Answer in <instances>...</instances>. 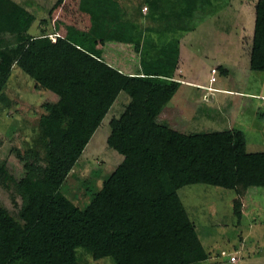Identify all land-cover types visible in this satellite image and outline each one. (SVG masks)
<instances>
[{
	"label": "trees",
	"instance_id": "trees-1",
	"mask_svg": "<svg viewBox=\"0 0 264 264\" xmlns=\"http://www.w3.org/2000/svg\"><path fill=\"white\" fill-rule=\"evenodd\" d=\"M205 2L214 4L182 0L175 13L180 33L194 28ZM79 7L91 18L89 33L81 34L87 40L74 39L72 25L55 38L34 35L36 15L17 0H0V97L14 66L59 96L40 119L45 159L21 157L25 173L14 180L23 198L18 215L0 203V264H80L79 247L116 264H201L210 254L179 189L194 183L232 188L239 209L250 187L264 186V151H248L242 129L184 132L160 121L181 83L171 78L176 61L162 56L164 64L147 67L154 74L122 71L103 57L98 42L136 41L138 48L132 34L139 24L124 17L119 0H80ZM250 67L264 71V0L256 4ZM122 91L130 98L125 116L140 120L141 132L82 208L61 187ZM120 119L111 120L113 127Z\"/></svg>",
	"mask_w": 264,
	"mask_h": 264
},
{
	"label": "rangeland",
	"instance_id": "rangeland-1",
	"mask_svg": "<svg viewBox=\"0 0 264 264\" xmlns=\"http://www.w3.org/2000/svg\"><path fill=\"white\" fill-rule=\"evenodd\" d=\"M17 1L36 15V20L30 28L31 33L47 32L55 38L59 34H67L68 26L72 25L71 33L75 34L74 39H88V35L81 34L88 32L85 30L91 27V18L80 9V0ZM157 1V6H152L149 0H120L129 18L137 19L138 13H142L143 18L138 19L141 21V27L147 25L164 29L170 25L176 30L181 21L175 13L182 0ZM205 3L195 12L192 31L184 37H181L183 33L180 31H174L167 38L162 37L160 46L152 47L149 49L152 53L148 54L159 55L163 48L171 51L182 38L188 59L186 78L208 82L211 69L216 66L219 72L216 86H231L246 92L264 93V80L261 79L264 71L250 67L257 0H214L213 5ZM108 43L98 42L97 45L103 48L105 58L108 54H113L119 58L116 62L121 65H130V61L135 63L140 60L141 56L135 48L136 43L109 48ZM219 63L224 66H217ZM187 88L196 89L184 84L177 94V99ZM217 93L221 96L220 100H224L222 112L225 121L193 119L188 117L185 113L187 110L182 108L173 110L170 117L183 121L180 127L187 132L242 129L249 142L252 138L259 141L256 145H249V151H264L263 133L260 128L264 122L255 119L257 112L260 116L264 113V100L239 93ZM128 97L129 94L125 91L119 94L61 187V190L82 208L89 204L103 181L122 161L141 132V121L132 118L130 114L125 116ZM58 99V94L43 88L19 66H14L4 89V96L0 97V203L14 215H18L23 203L14 183L15 179H20L25 173L21 157L31 155L45 159L40 119L47 112V104ZM207 104L212 105L211 102ZM167 111L170 112V109ZM120 117L119 126L113 127L111 120ZM162 121L166 122L163 119ZM179 194L197 225L206 250L209 251L210 257L203 264H214V261L219 264H264V186L250 187L241 198L242 206L239 209H236L235 205L238 194L232 188L194 183L183 186L179 189ZM78 252L80 264H116L111 256L94 258L83 247H79ZM234 254L238 257L235 263L230 260Z\"/></svg>",
	"mask_w": 264,
	"mask_h": 264
},
{
	"label": "crops",
	"instance_id": "crops-1",
	"mask_svg": "<svg viewBox=\"0 0 264 264\" xmlns=\"http://www.w3.org/2000/svg\"><path fill=\"white\" fill-rule=\"evenodd\" d=\"M124 10H125L124 17L126 19H129V20L134 21V22L139 24L138 31L136 33L132 34V36H135L136 38H138V42H140L138 48H136V47L135 48L139 52L141 57H140V60L138 62L133 63L132 61H130V65H124V64L121 65L120 63L116 62V60L118 58L116 55H115L116 57H114L113 54L112 55L108 54L107 58H106L108 62H110L111 64L117 66L122 71L129 73V74H135V73L140 72L141 74H144V75L147 74L148 75L151 73H153V74L157 73V71L152 72L151 70L147 69L148 66H155V65H158L159 63L164 64V59H162V56H166L165 58L170 60V64L172 63L171 61H173V60L176 61V65L174 67V71L172 74L173 76L171 78H175V79L179 80L181 83H180V86H179L177 92L174 94V96L171 98V100L165 105L162 112L160 113V115H159L160 121H162V119H163L164 121H166L164 123H167L170 126L172 125L173 128L180 130V131L187 132V130L180 127V125L182 124L183 121H176L170 117V113L173 110L176 111V110H179L181 108L183 110H187V112L185 111V113L188 115V117L190 116L193 119L194 118H203V119L205 118L206 120H208V122L225 121V116L223 115V112H222V108L224 106V100H220L221 96L217 95L218 94L217 92H227V93H231V94H237V93L245 94L247 96L257 97V98H261L264 100V93L263 92H254V91L246 92L243 90H239L236 87H231V86L228 87L227 86L228 88L227 87L225 88L222 85L216 86L215 83L219 80V78L217 77L216 81L211 82V77L213 75L212 69H211V73H210V77L208 79V82H202L199 79L186 78L185 73L187 70L188 59H187V56L185 55V50H184L185 45L183 43L182 38L179 39L180 43H178V46H177L178 50L171 51L170 53H166L165 55L162 54L163 51L161 54L156 55V56H152L153 54L149 55L148 53H152V51H150L149 49H152V47L157 48L158 46H160L161 43H159V42H162V37L167 38L168 35L173 34L174 31L177 32L178 30L172 29V27H170V28L166 27L164 29L163 28L162 29H155V28L149 27L147 25H145L144 27L143 26L141 27V25H140L141 21L138 19L143 18L142 13H138L137 19H131V18H129V16H127V10L125 8H124ZM190 31H192V30H190ZM188 32L189 31L184 32L181 35V37L182 36L184 37L186 34H188ZM34 35H37V34H34ZM59 35H62V34H59ZM141 38H143V39H141ZM108 42H109L108 48H109V46L119 47L120 44H132V43L115 41V40H111ZM135 42L136 41H134V43ZM136 44H138V43H136ZM161 47H163V46H161ZM103 52H104V50H103ZM103 57H104V55H103ZM118 60H119V58H118ZM124 61L127 62V60H124ZM220 65H223V64L219 63L217 66H220ZM213 67H216V66H213ZM217 73H219V72H217ZM229 73H230V71L227 73V75H229ZM261 79L264 80V75H263V77H261ZM184 84L191 86V87H194L196 89L189 90L187 88L186 92L182 93V95L177 99V94H178V92H180L179 90H182L181 88ZM201 89L203 91H201ZM128 100H130L129 97H128ZM207 102H211L212 105L207 104ZM169 105H170V108H168ZM168 109H170V112L167 111ZM255 116H256V118H255L256 120H259V122H261V123L264 122L261 119V118L264 119V113H261V116H260L259 113L257 112V114H255ZM253 119H254V117H253ZM256 120H255V122H256ZM233 123H237V122H233ZM260 128H261V132L263 133L262 138L264 139V124L263 123H262V125H260ZM217 130H220V129H217ZM222 130H224V129H222ZM206 131H213V130H206ZM245 136H246V134H245ZM246 142H247V150L249 151V145H256V144H258L259 141L255 138L254 139L252 138L251 141L249 142V140L246 136ZM250 152H254V151H250ZM186 208H187V206H186ZM187 210H188V208H187ZM188 212H189V210H188ZM189 215H190V213H189ZM197 231H198V228H197ZM230 260H231V257H230ZM231 261L234 263L237 262L238 257H237L236 261H233V260H231ZM204 262H205V260L202 261L201 264H203ZM213 263L219 264L215 261ZM194 264H198V263H194Z\"/></svg>",
	"mask_w": 264,
	"mask_h": 264
},
{
	"label": "built area",
	"instance_id": "built-area-1",
	"mask_svg": "<svg viewBox=\"0 0 264 264\" xmlns=\"http://www.w3.org/2000/svg\"><path fill=\"white\" fill-rule=\"evenodd\" d=\"M217 72H218V67H213L212 68L213 75L211 77V82L216 81V79H217V75H216ZM231 260L236 261L237 260V257L235 255H232L231 256Z\"/></svg>",
	"mask_w": 264,
	"mask_h": 264
}]
</instances>
